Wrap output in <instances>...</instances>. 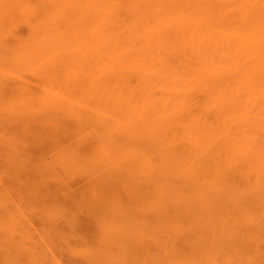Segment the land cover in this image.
<instances>
[{"label":"bare ground","instance_id":"bare-ground-1","mask_svg":"<svg viewBox=\"0 0 264 264\" xmlns=\"http://www.w3.org/2000/svg\"><path fill=\"white\" fill-rule=\"evenodd\" d=\"M0 60L46 89L87 90L91 107H104L91 115L106 109L108 141L79 137L57 157L69 171L98 173L81 200L101 221L96 245L80 249L83 264H171L120 223L141 209L167 221L157 230L181 237L182 258L264 264V0H0ZM2 77L0 101L13 120L86 116L51 87ZM220 195L238 211L171 225L172 207H206ZM8 231L6 261L25 254L30 264H59Z\"/></svg>","mask_w":264,"mask_h":264},{"label":"rangeland","instance_id":"rangeland-1","mask_svg":"<svg viewBox=\"0 0 264 264\" xmlns=\"http://www.w3.org/2000/svg\"><path fill=\"white\" fill-rule=\"evenodd\" d=\"M16 24L18 25L16 28V30L18 29V33H28L26 22L18 19ZM11 63L12 62L7 61L3 63L0 60V74L3 76V79H9L10 81L15 79L14 81L17 80L20 82L26 80L25 82H27L29 86H33L30 87L35 89V91L38 88V92L43 91V89L45 91L46 85L43 87L44 85H42L43 83H41L40 80L37 82L36 80H38V78L34 79L36 77L32 71L23 70V74H20L21 68H18V66L14 67ZM9 67L12 68L9 69ZM12 69L13 71H10ZM26 72L27 74H25ZM36 86H38V88ZM50 87L48 88L53 92H57L55 94L58 96L61 95L62 99L64 96L66 100H63L66 102L68 100L69 102L67 103H71V106L75 103V107L78 105L77 108L80 107L85 110L86 119L85 117L76 118L80 120H78L79 123L75 119V117L78 116L73 114H70L71 116L57 114L48 120L37 118L35 120H28L25 123L19 120H13L18 118L11 117V113L8 114V109H6V104L0 101V111L3 110L0 112V236L2 234L3 237L1 236V238L4 239L2 240L0 238V264H30L27 256H25V259V254L23 255L22 253V255H17L18 257L16 260L12 262L6 261L5 256L3 257L5 251L4 242H7V235L11 232L8 231V229L14 231L13 233L15 236L17 235L16 239H18V241L23 238L25 241L22 240L21 242H25V244L31 245L36 251H41L46 254L45 259L47 263H51L55 260L59 264H83L82 261H80L83 259L80 249L88 245L91 247L96 245L97 232L101 225V221L98 220L99 216L93 213L89 204L84 205V201L86 203L89 200L88 191L90 192V188L97 178L98 173L89 175L87 173H79L78 170L77 173L73 170L69 171L62 167L59 163L61 159L57 157L58 153L64 152V150H67L72 144H79L81 141L84 143L81 142V145L87 143L92 144L94 141L96 144L97 141L101 143L108 141V139L105 138H108L107 136L109 133L103 126L102 121L106 119L109 121L110 119L102 118L104 117L103 114L105 115L106 113V109L105 113L101 112L104 109H99V114L96 110V113L100 115V117H97V115L94 116V112L91 115L90 112L101 108L102 105L100 107L99 103L92 100V103L98 104L99 107L97 106L98 108H96L95 105L91 107L92 104L88 103L91 102V99L89 101L88 98L86 99V97H88L87 90L84 91L85 89H81L79 86L78 88L75 87L76 90L73 87L61 89L57 84H53ZM54 87L55 89H53ZM64 89L67 90L65 91L66 93ZM71 89L74 90V93H72ZM62 91L64 92L63 94L61 93ZM74 99L78 100L75 101ZM89 117H95V120ZM63 126H67L66 128L69 129V131L66 132L67 129ZM57 127L60 129H57ZM61 128L66 130L65 134L60 132ZM71 133L72 135H70ZM4 136H6V141ZM8 136L10 139L7 138ZM58 136H60V140L62 138V142L55 140ZM79 137H85V140L83 141V139L81 140ZM7 139L9 140L8 142ZM11 139L14 141L12 144L9 143ZM55 141L59 144L55 143ZM61 148L65 149L60 151ZM49 160H52L53 167L51 170L46 171L47 166L51 164ZM44 164L45 166L47 165L46 168H43ZM88 166H86V169H89ZM40 167L42 169H40ZM81 200H84L82 201L83 204ZM209 200L211 205L206 207L198 205L188 208L180 206L172 207L171 225L175 224L179 219L181 222H186V218L189 216H200L205 214L208 210L220 208H227L229 210L231 208V210L237 209L236 212L238 211V208L233 209V205L231 204L232 199L224 195ZM254 202H256V200H254ZM254 212H256V210L252 211V213ZM159 221L160 219H157L151 213L141 209L138 211L135 219L132 221H129V219H122L120 223L135 225L138 228L135 231V235L136 237L138 236V239L140 238V240L143 241L144 247L149 251H156L157 254L155 253V255L159 254L160 257H171V264H173L175 260L186 263L190 262L189 259H191V261L194 262L198 257L185 259V256H183L184 258H182L181 253L185 252V249L188 247L186 248L182 243L181 237H177L174 231L171 230L170 238L168 233L156 229L157 223L162 226V223L167 222ZM9 224L12 229L9 227ZM84 235H86V237ZM81 242L85 244H81ZM261 245L260 247L264 252V239L261 241ZM139 252L145 254V250L139 249ZM221 261L224 262V260ZM221 261L219 262L221 263ZM195 263L211 264L209 261H205L202 256L201 260L198 258L194 264ZM214 263L215 262H212V264Z\"/></svg>","mask_w":264,"mask_h":264}]
</instances>
